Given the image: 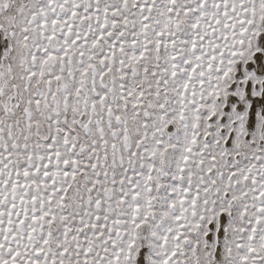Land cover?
I'll return each instance as SVG.
<instances>
[{
  "label": "rangeland",
  "instance_id": "374dc122",
  "mask_svg": "<svg viewBox=\"0 0 264 264\" xmlns=\"http://www.w3.org/2000/svg\"><path fill=\"white\" fill-rule=\"evenodd\" d=\"M0 41V264H264V0H0Z\"/></svg>",
  "mask_w": 264,
  "mask_h": 264
},
{
  "label": "bare ground",
  "instance_id": "6f19581e",
  "mask_svg": "<svg viewBox=\"0 0 264 264\" xmlns=\"http://www.w3.org/2000/svg\"><path fill=\"white\" fill-rule=\"evenodd\" d=\"M1 42L2 41H0V56L3 55L1 57L2 58L1 60L4 61V59L6 57V50H5L6 48L4 47V45ZM253 68H254L253 71L255 72V74L256 75H259L261 77L262 81H264V75H263L264 74V46H263V51H262L261 66L257 65L256 64V60H255L254 65H253ZM260 74H262L263 76L260 75ZM106 78H107L106 76L103 77V81L104 82H107V79ZM255 80L256 79L252 80V83H253V85L256 86V81ZM257 96H260V97H257ZM261 96H262V93L261 92L256 93L255 90H252L250 94L244 93V94L241 95L239 93V98H238L239 101H238V103L236 102V107L245 106L243 113L245 114L246 119L247 120H250V121H248V125L249 126L252 125L251 124L252 120L257 121V119L261 116L262 111H264V107L261 105V102H262V100L260 99ZM231 100L232 101H236L234 98H232ZM259 104L261 106H259ZM221 223H224V222L222 221ZM218 235L221 236L222 234L219 233ZM216 240L219 241V237H217ZM143 243H144V241H143ZM142 246L145 247V244H142ZM216 248H217V246L215 247V252H213V253H214V257L215 258H218L219 257V254H218L219 253V250L216 251ZM216 252H218V253H216ZM141 257H142V254H141ZM141 257H139L140 258L139 259V264H143V259Z\"/></svg>",
  "mask_w": 264,
  "mask_h": 264
}]
</instances>
